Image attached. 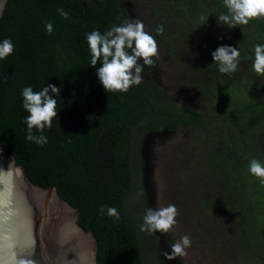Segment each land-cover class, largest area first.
Here are the masks:
<instances>
[{
    "label": "trees",
    "instance_id": "obj_1",
    "mask_svg": "<svg viewBox=\"0 0 264 264\" xmlns=\"http://www.w3.org/2000/svg\"><path fill=\"white\" fill-rule=\"evenodd\" d=\"M120 3L7 1L0 17V42L8 38L15 47L13 54L0 59V144L36 185L54 184L79 210L78 225L96 239L97 264H146L141 234L150 247L154 240V235L140 230L146 205L140 201L135 214L126 207L143 189L140 173L132 167L135 157L142 162L141 143L135 148V139L199 127L194 145L207 153L206 173L220 177L223 184L219 194L200 203L213 218L219 214L216 205L223 208L219 226L210 217L208 227L228 240L227 249H239L236 258L244 264H264V183L249 171L252 159L264 165V76L252 67L254 46L264 45V18L229 28L218 23V16L227 13L223 0L154 2V32L163 49L174 53L191 90L193 106L178 107L175 96H168L155 79L144 78L156 68L157 57L154 67L145 65L142 83L127 92H106L97 75L102 65H90L86 34H103L123 24ZM59 8L69 13L67 19ZM201 17L208 19L205 24ZM49 21L51 34L46 30ZM159 26L163 34L156 32ZM222 45L240 51L234 73L219 72L213 60L212 52ZM47 84H55L61 93H49L57 99L58 115L52 127L45 128L48 142L41 146L26 139L29 113L22 90L30 86L40 91ZM204 99L215 103L209 104L210 113L198 106ZM101 205L116 208L119 220L106 209L102 214Z\"/></svg>",
    "mask_w": 264,
    "mask_h": 264
},
{
    "label": "rangeland",
    "instance_id": "obj_2",
    "mask_svg": "<svg viewBox=\"0 0 264 264\" xmlns=\"http://www.w3.org/2000/svg\"><path fill=\"white\" fill-rule=\"evenodd\" d=\"M155 1L121 0L120 3L125 21L141 20L145 25V31L158 43L156 69L154 68V72L151 71L150 75L144 78H157V82L166 94L176 97L175 104L178 107L184 104L193 106L191 90L186 87V79L181 75L182 68L177 65L174 53H168L165 48L163 49L164 44L154 32L157 23L153 10ZM198 103L201 111L206 113H210L209 104L215 105L207 99ZM197 132L199 127H179L165 133L149 134L153 135L149 139H147L149 135L135 139V148L139 146V142L141 143L138 154L142 162H138L135 157L132 160V167L140 173V185L143 189L139 196H133L126 205L128 212L137 213L140 210L139 202L144 201L146 210L174 204L179 213L176 224L168 234L159 231L152 233L154 240L150 242L151 247L141 234L146 264H244L236 258L240 253L239 249L233 251L229 247L227 249L224 244L225 238L218 233L220 231L216 230L212 233L208 227L207 222L213 221L210 217L213 218L214 214L212 216L211 212L206 214L204 204L207 203L209 195L220 193L223 184L220 177L206 173L204 157L207 153L194 145V136ZM138 198L142 199L138 200ZM202 202L203 205L200 204ZM216 209L219 214L213 219L217 220L215 223L219 226L220 215L224 212L219 205H216ZM185 235L191 238V246L186 249L187 254L168 260L164 253L171 252V245L180 241Z\"/></svg>",
    "mask_w": 264,
    "mask_h": 264
},
{
    "label": "clouds",
    "instance_id": "obj_3",
    "mask_svg": "<svg viewBox=\"0 0 264 264\" xmlns=\"http://www.w3.org/2000/svg\"><path fill=\"white\" fill-rule=\"evenodd\" d=\"M227 9L226 14L218 16V23L235 28L239 25H247L252 19L264 18V0H223ZM61 16L68 18L69 13L63 8L57 9ZM204 24L207 22L201 17ZM46 30L49 34L53 31V25L46 23ZM163 26H159L156 32L163 34ZM87 42L91 51L90 65L95 67L98 62L102 65L97 69L98 78L106 92H127L133 85L142 83L145 65L154 67V57L158 56V43L156 39L145 31L144 23L139 19H129L123 24L114 25L105 33L93 30L87 33ZM14 44L11 39H4L0 42V59H5L14 52ZM255 59L253 62L254 71L264 76V45L256 44ZM214 62L219 64V72L231 74L237 70L240 62V51L231 45L219 46L212 52ZM143 63H140V61ZM50 91L59 96L61 89L55 84H47L40 91H33L32 87H25L22 90L23 107L29 113L26 117L28 141L35 142L41 146L48 142L43 135L45 128L52 127L53 118L58 115L56 111L57 99L49 94ZM40 135H35L33 130ZM251 174L261 178L264 183V165L257 159L249 162ZM107 212L110 217L120 218L118 210L114 207L100 206V212ZM179 215L174 204L156 209L148 208L143 217V224L140 227L142 232L149 234L157 231L168 234L176 224V217ZM191 246V238L185 235L180 241L171 245V252H165L168 260L186 255V249Z\"/></svg>",
    "mask_w": 264,
    "mask_h": 264
},
{
    "label": "water",
    "instance_id": "obj_4",
    "mask_svg": "<svg viewBox=\"0 0 264 264\" xmlns=\"http://www.w3.org/2000/svg\"><path fill=\"white\" fill-rule=\"evenodd\" d=\"M7 1L0 0V17ZM79 215L0 144V264H97L96 239L78 225Z\"/></svg>",
    "mask_w": 264,
    "mask_h": 264
},
{
    "label": "flooded vegetation",
    "instance_id": "obj_5",
    "mask_svg": "<svg viewBox=\"0 0 264 264\" xmlns=\"http://www.w3.org/2000/svg\"><path fill=\"white\" fill-rule=\"evenodd\" d=\"M145 69H147V67H146V66H145ZM155 69H156V68H155ZM153 70H154V69H152L151 71H153ZM151 71H150V72H151ZM153 72H154V71H153ZM153 74H154V73H153ZM154 76L156 77V75H155V74H154ZM155 80H156V81H158V79H157V78H155ZM162 133H165V132L163 131Z\"/></svg>",
    "mask_w": 264,
    "mask_h": 264
}]
</instances>
